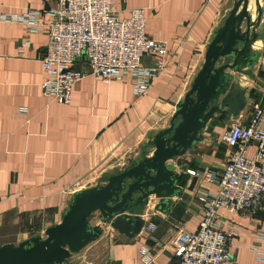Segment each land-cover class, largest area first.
Returning <instances> with one entry per match:
<instances>
[{
	"label": "crops",
	"instance_id": "1",
	"mask_svg": "<svg viewBox=\"0 0 264 264\" xmlns=\"http://www.w3.org/2000/svg\"><path fill=\"white\" fill-rule=\"evenodd\" d=\"M259 2L264 6V0ZM231 3L113 0V11L119 18H126L131 9L143 10L146 35L166 43L164 71L139 96H134L127 83L105 84L86 76L71 87L66 106L55 104L41 93L45 75L39 57L46 43L45 34H28L21 25L0 22V236L9 227L16 235L0 242V246L41 236L48 226L60 221L73 192L102 183L105 175L122 169L141 152L151 154L152 149H144V145L168 127L176 105L201 67L212 33L221 25ZM42 7L53 8L54 2L0 0V16ZM250 13L253 18L255 12ZM41 21L44 23L46 18ZM255 32L259 37L251 50L258 57L264 46L263 20ZM142 64H150V59L143 58ZM73 67L84 69L85 59L76 60ZM236 79L246 102L238 114L244 123L250 105L263 101L264 65L256 59ZM251 91L252 98H248ZM21 108L24 114L18 113ZM230 121L227 111L214 114L197 133L198 141L192 148L167 161L179 173L176 184L180 193L170 198L166 214L154 211L157 200L149 197L139 213L143 227L136 236L126 238L95 219L90 221L91 226L102 229L91 246L99 250L97 264H140V248L148 251L154 264L176 263L172 237L178 230H195L199 217L197 195L215 189L188 171H221L230 150L220 137ZM217 220L222 231L231 227L237 230L229 245V264H258L252 247L255 232L262 229L260 217L219 210ZM258 249L264 253V245Z\"/></svg>",
	"mask_w": 264,
	"mask_h": 264
},
{
	"label": "built area",
	"instance_id": "2",
	"mask_svg": "<svg viewBox=\"0 0 264 264\" xmlns=\"http://www.w3.org/2000/svg\"><path fill=\"white\" fill-rule=\"evenodd\" d=\"M52 1L53 8H26L20 14L0 16V22L21 25L28 34H45L46 43L39 57L45 75L40 88L45 98L68 105L71 87L86 76L105 84L127 83L134 96H139L164 71L166 43L146 35L142 9H131L126 18H119L113 11V0ZM259 7L264 21L260 2ZM82 57L85 68L74 69L76 60ZM143 58L150 59V64H142ZM257 59L264 65V46ZM18 113L24 114L25 110L21 108ZM220 142L230 153L219 173L212 169L188 171L215 189L197 195L199 217L195 230H178L172 237L175 264L230 263L229 245L237 230L220 229L219 210L260 217L262 229L254 234L252 251L256 262L264 264V253L258 249L264 245V97L262 102L250 105L246 122L238 117L231 119ZM139 262L154 264L145 248L139 249Z\"/></svg>",
	"mask_w": 264,
	"mask_h": 264
},
{
	"label": "water",
	"instance_id": "3",
	"mask_svg": "<svg viewBox=\"0 0 264 264\" xmlns=\"http://www.w3.org/2000/svg\"><path fill=\"white\" fill-rule=\"evenodd\" d=\"M248 2L232 0L221 25L212 33L201 67L176 105L168 127L144 145V149H152L151 154L141 152L122 169L105 175L102 183L73 192L60 221L48 226L43 237L1 245L0 264H64L102 234L100 226L90 225L94 219L119 235L132 238L143 227L139 213L149 197L157 200L154 211L168 212L170 198L177 197L180 189L176 184L179 173L167 161L192 148L198 141L197 133L214 114L227 111L235 119L245 107L236 77L257 59L251 47L259 37L255 29L262 14L259 0H253L252 18ZM252 93L248 98H252Z\"/></svg>",
	"mask_w": 264,
	"mask_h": 264
},
{
	"label": "rangeland",
	"instance_id": "4",
	"mask_svg": "<svg viewBox=\"0 0 264 264\" xmlns=\"http://www.w3.org/2000/svg\"><path fill=\"white\" fill-rule=\"evenodd\" d=\"M13 231H14L13 227H9L8 229L5 228L3 230V233L5 234H1L0 242H3L7 239H14L16 235L12 234ZM28 235L30 234L27 233L26 236ZM41 237H43V234H41ZM92 244L93 243H90L86 245L83 249H81L79 252L72 254V256L69 257L67 262L64 264H90V263L97 264L98 263L97 254L99 253V250H94V248L91 247Z\"/></svg>",
	"mask_w": 264,
	"mask_h": 264
},
{
	"label": "bare ground",
	"instance_id": "5",
	"mask_svg": "<svg viewBox=\"0 0 264 264\" xmlns=\"http://www.w3.org/2000/svg\"><path fill=\"white\" fill-rule=\"evenodd\" d=\"M252 1L253 0H249V2H248V8L250 9L251 12H254V5H253V2Z\"/></svg>",
	"mask_w": 264,
	"mask_h": 264
}]
</instances>
